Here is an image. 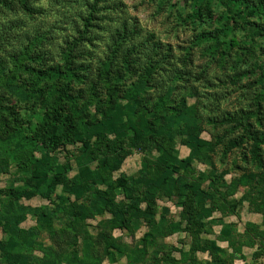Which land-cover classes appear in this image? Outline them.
<instances>
[{"label":"trees","instance_id":"1","mask_svg":"<svg viewBox=\"0 0 264 264\" xmlns=\"http://www.w3.org/2000/svg\"><path fill=\"white\" fill-rule=\"evenodd\" d=\"M194 1L199 15L202 11L209 13V5L204 6L202 0ZM219 2L226 25H236L246 33L244 44L240 46L241 55L254 59L253 64H248L249 68L236 71V81L257 73L258 80L253 84L264 86V0ZM27 9L34 10L29 5ZM255 17L260 22L252 19ZM95 18V15L89 17L90 20ZM121 31L112 37L109 53L99 61L95 73L91 65L79 63L76 42L67 40L62 62L53 63L54 58L48 56L49 52L38 46V36L30 41L21 56L11 58L13 68L7 73L0 64L1 87L17 95L22 102H40V116L32 124L6 114L3 101H0V140H10L13 133L25 131L35 148L25 146L13 152L18 166L30 172L23 177L25 184L8 190L0 189L1 196L3 192L8 196L3 199L5 209L0 212V225L11 236L8 241L0 240V250L6 263L37 264L28 250L31 248L27 247H39L43 232L51 233L53 213L37 210V225L23 228L25 209L18 200L47 198L50 196L48 190L59 186L85 200L67 209V215L76 222L108 213L112 215L111 228L130 229L137 220L157 227L159 200L176 193L183 199L180 220L167 228V233L171 235L184 225L183 229L191 237V257L200 250H208L213 261L220 263L219 255L224 248L218 242L228 243L232 249L230 257L233 258L235 254L242 253L245 246H254L260 234L264 249V233H260L253 222L244 232H239L236 225L230 223L214 240L203 236L206 213L220 211L227 215L237 208L239 202L233 196L242 182L240 178L227 181L222 175L196 174L194 159L204 162L206 154L203 150H214L212 143L200 136V129L190 114L187 97L182 96L177 103L171 99V90L156 99L148 94L155 67L148 66L140 73L142 67L130 51L133 49L131 37L123 36ZM203 36L215 40L214 44L222 48L224 60L229 57L233 60L231 45L222 39L220 31L203 32ZM122 57L123 63L116 67V59ZM29 59H34V63L28 62ZM262 97L258 93L254 109H240L226 118V121L242 128L243 133L224 146L227 153L250 142L251 161L260 167L264 165V127H257L254 119L262 124ZM91 105L99 117L92 118L87 108ZM179 145L187 147L191 156L180 158L177 154ZM66 147H75L77 154L63 162L60 155ZM132 148L144 153L139 174L116 176ZM36 151L39 157H36ZM5 153L0 149V174L9 165ZM245 159L247 163L250 161L248 157ZM207 178L210 180L206 184ZM247 184V194L264 199V170L248 178ZM118 189L124 192L123 199L118 198ZM90 191L95 193V197L87 195ZM255 206L257 211H263L259 202L255 201ZM169 211L168 207H163L162 222ZM110 235L106 232L103 237L107 247L111 246L110 240L113 239ZM79 252V249H74L70 258L78 264H88Z\"/></svg>","mask_w":264,"mask_h":264},{"label":"rangeland","instance_id":"2","mask_svg":"<svg viewBox=\"0 0 264 264\" xmlns=\"http://www.w3.org/2000/svg\"><path fill=\"white\" fill-rule=\"evenodd\" d=\"M194 0H0V64L4 72L13 68L11 58L21 56L30 41L36 36L38 46L47 50L53 57V63H61L67 48L66 41L76 42L79 63L91 65L97 72L99 61L109 53L112 37L118 30L123 36L131 37L133 49L140 70L148 66L155 67L148 94L157 98L172 91V101L187 97L189 111L199 134L212 143L214 150L205 149L206 160L196 159L193 165L196 174L207 173L210 176L222 175L227 181L240 178L241 185L233 197L238 200L234 211L223 215L220 211L206 213L204 237L215 239L221 230L230 223L244 232L253 222L260 233H264V199L247 194L248 178L263 172V167L251 161V143L235 147L224 152V146L230 140L242 136L243 129L235 123L226 121L240 109H254L258 93L263 96L262 124L256 119L257 127H264V86H255L257 73L236 81V71L247 69L254 59L240 53L244 44L245 31L238 26H228L222 19V6L219 0H202L210 11L199 15ZM33 11H28L27 6ZM90 15L96 18L90 20ZM260 22L257 17L252 18ZM218 29V30H217ZM86 31V32H83ZM220 31L233 53L224 60L222 48L214 44L215 40L202 37L203 32ZM86 36L82 38L83 35ZM52 36V38H49ZM264 44V38L262 39ZM134 44L137 46L134 47ZM43 46V47H42ZM34 55V54H32ZM122 58L116 59L117 67ZM34 59L28 62L34 63ZM39 61H41L39 59ZM251 70H253L251 68ZM26 76V75H25ZM261 92V93H260ZM0 101L4 112L20 121L32 124L40 116V102L31 100L22 102L17 95L0 86ZM176 103V104H177ZM92 118L99 117L93 105L87 106ZM14 112V114H13ZM198 132V130H197ZM13 133L10 140H0V149L9 159L6 170L0 174V189L24 185L23 177L30 172L21 169L15 159L14 150L25 146L33 149L29 135ZM19 135V136H18ZM35 149V148H34ZM33 149V150H34ZM264 153V150H263ZM77 154L75 147H66L60 155L65 162ZM180 158L191 156L190 150L178 146ZM36 157L39 153L36 151ZM144 153L130 149L121 170L115 175L137 176L142 166ZM246 157L250 161H246ZM95 163L92 167L95 168ZM210 179L207 178L206 184ZM100 189L102 186L99 187ZM47 198H20L18 203L25 209L21 227L30 228L38 223L37 210L53 213L51 233L43 232L39 247H27L37 264H78L70 258L74 249L80 250L81 258L88 264H264L262 236H258L254 246H245L242 253L230 257L232 249L227 242H218L224 251L220 252L222 262L213 261L208 250H200L191 257V237L179 226L173 234L167 228L177 224L182 210V198L176 193L165 200H159V212L156 216L157 227H150L145 221L137 220L128 229L111 228L112 215H95L84 221L76 222L67 215V209L85 200L65 192L60 186L48 190ZM87 195L95 197L90 191ZM119 199L124 192L117 190ZM6 192L0 195V212L5 209ZM254 200V201H253ZM255 201L263 211H257ZM88 204V202H86ZM169 208L166 220H161L163 207ZM106 232L111 233V246L103 241ZM11 236L0 225V240H10ZM89 241H85V240ZM109 242V241H108ZM0 264H7L0 250Z\"/></svg>","mask_w":264,"mask_h":264},{"label":"built area","instance_id":"3","mask_svg":"<svg viewBox=\"0 0 264 264\" xmlns=\"http://www.w3.org/2000/svg\"><path fill=\"white\" fill-rule=\"evenodd\" d=\"M263 244H264V240H263Z\"/></svg>","mask_w":264,"mask_h":264}]
</instances>
